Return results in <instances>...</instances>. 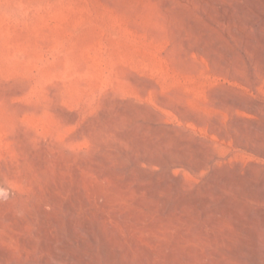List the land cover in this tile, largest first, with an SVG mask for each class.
I'll use <instances>...</instances> for the list:
<instances>
[{
    "label": "rangeland",
    "instance_id": "374dc122",
    "mask_svg": "<svg viewBox=\"0 0 264 264\" xmlns=\"http://www.w3.org/2000/svg\"><path fill=\"white\" fill-rule=\"evenodd\" d=\"M0 264H264V0H0Z\"/></svg>",
    "mask_w": 264,
    "mask_h": 264
}]
</instances>
